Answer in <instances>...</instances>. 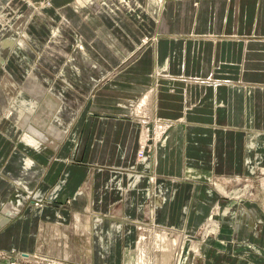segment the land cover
Listing matches in <instances>:
<instances>
[{"label": "crops", "instance_id": "crops-1", "mask_svg": "<svg viewBox=\"0 0 264 264\" xmlns=\"http://www.w3.org/2000/svg\"><path fill=\"white\" fill-rule=\"evenodd\" d=\"M27 1L0 0V10L15 6L0 27V206L9 204L0 251L24 253L29 264H176L179 247L162 243L165 234L198 248L193 255L186 244L182 264H264V196H219L208 184L246 173L264 182V0H75V11L52 0L30 26L19 16ZM54 28L55 45L86 46L75 60L88 67L69 75L41 67L59 60L61 49H40L42 31ZM16 32L27 40L15 54L2 42ZM54 73L70 76L75 91ZM30 76L39 99L24 87ZM62 91L64 102L75 98L71 109ZM19 92L37 100L24 128L35 124L54 148L29 146L30 133L5 117L27 111ZM50 95L57 118L36 111ZM146 96L144 121L131 111ZM159 123L169 126L155 142ZM144 129L151 153L140 162ZM74 141L75 163L65 165ZM53 188L57 198L42 207L27 198ZM213 210L219 226L197 242Z\"/></svg>", "mask_w": 264, "mask_h": 264}, {"label": "rangeland", "instance_id": "rangeland-1", "mask_svg": "<svg viewBox=\"0 0 264 264\" xmlns=\"http://www.w3.org/2000/svg\"><path fill=\"white\" fill-rule=\"evenodd\" d=\"M28 1H30V0H28ZM85 2L87 3V0H85ZM31 4L32 5L29 4L30 7H29V9H27V12H25V13L19 12L20 13L19 16H23V15L26 16V21H28V23H30V24H28L29 26L30 25H33L34 21H37V20L40 21L41 20V17H40L41 14L40 13H42L41 12V10H43L42 8L49 7L50 5H52V0H32L31 1ZM25 5L28 6L27 3ZM63 6L64 7H69V8H71V9L74 10L75 9L74 8V6H75V0H71V1L68 0ZM14 8H15V6L14 7H12L10 5H9V7L8 6H3L1 8V10H0V19L2 18V20H7V22H9L8 20L10 18L9 17V15L11 13L10 11L15 10ZM59 9H60V7H59ZM59 25H60V23L57 22L56 23V26L59 27ZM0 27H3V26H0ZM7 29L8 28H5V30H7ZM1 30H3V29H1ZM53 30H55V32H57V29L54 28ZM53 30H50V31L48 30L47 32L46 31H42L44 33V36H45L46 39L44 38L43 43H41L42 46L40 47V49H42V52L43 53L48 52V51L49 52L52 51L51 53H54L55 47L61 49L59 51L60 53H58V54L56 53V55L59 56V60L55 61V60H51L50 59V61H48L49 64H48L47 67L44 66V65L42 66V64H41V67L48 68V69H53V70H55V69H63L67 75H69L68 71L75 70V65L76 66L79 65L80 68H84V67L86 68V67H88L87 66L88 62L75 60V50L78 47L77 45H78V42L79 41L77 40L76 43L74 41L73 43H71L69 45H59V44L58 45L57 44L55 45V43L57 42L56 41L57 39L53 37V32H54ZM25 32L27 33L28 31H25ZM16 33L18 35L15 36V38H14L15 41H19L20 40L22 42V44H23L22 49L26 48L25 43H24V39L26 41L27 40V37H24V34L23 33L22 34L21 33H18V32H16ZM9 37L10 36L5 37V38L7 39ZM147 42H148V39L145 38L143 40V43L144 44H147ZM31 47L33 48V51L36 54H37V52H39V50L36 49L34 45H32ZM77 49H79V48H77ZM4 64H5V62L2 63L1 66L4 65ZM62 74H63V72H62ZM56 77L57 76L54 73L53 74V78L56 79ZM57 79L61 80V82H62V84L64 86H66L69 89L75 91L74 88L71 86V83L69 81V80H71V77L70 76L69 77H65V78L64 77L63 78L57 77ZM88 97L90 99H92L93 98V94L91 95V93H90V95H88ZM88 97L86 95L84 97V99L86 100V98H88ZM72 103L75 104V98L73 100L69 101V103L64 102V104H67V106L70 105V104H72ZM70 106H68V107L70 108ZM38 108H46L45 102L43 103V107H39L38 106ZM145 118H143L144 121H145ZM164 126H169V125L160 124V123L155 125V133L152 136V138H153L154 141H155V137L157 135L159 136L158 140H161L163 133L167 129V128L165 129ZM141 134L142 135H140V136H141L142 146H140V143H141L140 142L138 144L137 157H138V160L140 162H143L147 158L146 155H145L146 152L151 153V151L149 149V146L151 145V143L148 142V140H150V137H151V135H150L151 132L149 131V129H144V131H142ZM69 138H70V136H69ZM64 143H66V141ZM73 149H74V153H75V141L73 142V145L71 144V146H70V150L68 152V155L65 158V165L68 164V163H75V159H74L75 156H73L75 154H72L73 153ZM223 177H226V176H223ZM262 178H263V176H260V174H249V173H246V174H243V175L240 174L239 176H235V177L232 176V178H231V176L226 177L225 179L228 180L229 183L225 184L221 188H219V185H217L218 183L215 180H209V183L208 184L213 189V191L215 190V192H217L219 194V196L231 197V196L235 195L236 197H238L240 199L244 198V200L245 199L252 200V199H254L256 197H259V196L262 197V196H264V182H262L263 181ZM152 179L153 178L151 177V181H152ZM187 179H190V177H187ZM203 180H206V179H203ZM226 180H224V181H226ZM231 182H232V184H231ZM216 185H217V187H216ZM54 188L56 189V187H54ZM54 188L52 189V191L50 192V194L48 193V194H46V195H44L42 197L39 196V193L38 192H36V193H33V195H28L27 198L28 199L31 198L29 200H32L33 201V206H35V207H38V206L42 207V206L45 205V203L46 204L47 203H50L52 200H55L57 198L56 197L57 196L56 194H57L58 190L56 191ZM35 195H38V196L35 197ZM16 199H18V197H16ZM19 201L21 203H19ZM22 204H23V201L18 200V206L17 207H19ZM8 205L9 204H4V205L1 204V206H0V215H6L4 213V210L6 208H8ZM215 212L216 211L213 210L212 211L213 214L207 216V218L202 222V224L195 230L196 231V236H193L191 238L196 239L197 242H199V241H201L202 238L205 239V236H207L209 238L210 234H213L214 233V230H216L217 226H219V224L217 223L216 217H215ZM19 213H20V211L17 212V215H19ZM21 214H22V212H21ZM204 233L206 235H203ZM16 238L18 239L19 237L17 236ZM187 239L190 240V238H187ZM189 244H188V248L191 249V251L193 252L192 247H194V246H189ZM195 250L196 251H194L195 253L193 252V255H197L198 256L199 255L198 248L195 247ZM179 252H180V247H179ZM176 255H178V252H176L175 256ZM25 258L26 257H25V254L24 253L22 254L20 252H16L15 250H9V251H3V250H1L0 251V264H29L27 260L25 261ZM176 258H177V256H176Z\"/></svg>", "mask_w": 264, "mask_h": 264}, {"label": "bare ground", "instance_id": "bare-ground-1", "mask_svg": "<svg viewBox=\"0 0 264 264\" xmlns=\"http://www.w3.org/2000/svg\"><path fill=\"white\" fill-rule=\"evenodd\" d=\"M27 2H28V4L32 5L30 1H27ZM84 3H85V1H84ZM3 21L4 20H2V18H1L0 19V26H3L2 29H5V25H4ZM53 31H54L53 32V37L57 39L58 38L59 29H57V32H55V30H53ZM18 33H20V32H18ZM23 34H24V37H27V34L26 33H23ZM11 39L12 40L5 39L4 42H2V46H3V48L10 49L11 46L13 45V47H15V50L16 51H13V49H11V50L13 51V53L16 54V53H18V50H21L22 49L23 44H22V42L20 40L19 41H15L14 38H11ZM24 41H25V39H24ZM77 46L79 48V49H77L79 52H85V47H84V44H82V42H80V43L78 42V45ZM1 51H3V50H1ZM0 63L1 64L3 63L2 62V59H1ZM27 86H29V88L27 89V91L29 90L28 92H30L33 96H38V99H39V96L41 95L42 90L36 86V84L34 83L32 77L27 79V82L25 83V86L24 87L26 88ZM61 96H62V98H61L62 101H64V98H66L64 91L61 92ZM63 96H65V97H63ZM17 99H19L20 104L22 103L25 106H27L26 109H25L27 111L26 112L25 111L23 112L21 110L19 111V110H17V108H14L12 110L9 109V110H7V113L5 114V117L6 118L14 117V120L17 123V124L15 123L16 124V130H19L20 129V130H22L21 132H24L23 130H27L28 133H30V134H28V136H24L25 138H27V141H24V142L26 144H28L29 146H31V147L34 146V147L40 148V147H44L46 145L45 143H47L48 145H51L52 148H54V146L56 145L55 144V141L48 140L47 134L45 135L44 132L38 130L39 128L38 127H35L36 126L35 124L34 125L33 124L32 125H28V126H26V128H24V121L25 120L27 121L30 118V114L32 112H34V110L36 108L35 102H37V100L35 101L34 99L30 98L29 96H27L26 94H23V93H20V95L17 96ZM148 99H149V97L146 96L145 98H143L142 100H140L139 103L137 102L138 104L135 105L132 108V111H131L132 112V115H134L135 117L137 116V117H143V118H145L146 115H148L147 114V111H146V106H147V103H148ZM43 100H44V102L46 104V110L48 109V113L49 114H51V112L54 111V110H57L58 111L59 108L57 109L56 103L54 101H57V103H60V101H58L56 99L53 101V98L51 97V95L49 97H47V98L46 97L43 98ZM41 110L43 111V108H38L36 111H38V114H40V111ZM17 116L19 117V119L22 122H19V123L17 122V120H16V117ZM49 116L52 117V118L55 116L57 118V113H55L54 116L52 114L49 115ZM38 125L40 127H43V122H41V124H38ZM167 127L168 126H164L165 129ZM53 129H54V126L53 127H50L49 130H48V132H55L54 131L55 129L54 130ZM158 138H159V136L157 135L155 137V141L156 142H158L157 141ZM159 141H161V140H159ZM24 161L26 162V158L24 159ZM24 164H25V166L29 165V163H24ZM26 168L27 167H25V169ZM24 200H25V198H24ZM19 203H21V202H19ZM214 232H215V230H214ZM160 240H161L162 243H164L165 241L168 242V244H170L171 250L173 252H174V250H176V247H178V246L180 247V252L178 253V255H176L177 258H175V259H176V264H182L183 263L182 262V257H183V253H184V249H185L184 246H186V244H189L188 243L189 239H187L184 236H182L180 239H177V237L176 238H171V237H169V236H167V235L164 234ZM163 248L164 247H161V249H163ZM192 249H193V252L196 251L195 250V246L192 247ZM145 264H148V263L146 262Z\"/></svg>", "mask_w": 264, "mask_h": 264}]
</instances>
